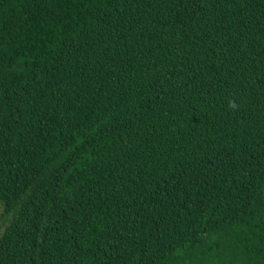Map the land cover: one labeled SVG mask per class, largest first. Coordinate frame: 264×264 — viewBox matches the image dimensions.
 I'll list each match as a JSON object with an SVG mask.
<instances>
[{"label": "trees", "instance_id": "obj_1", "mask_svg": "<svg viewBox=\"0 0 264 264\" xmlns=\"http://www.w3.org/2000/svg\"><path fill=\"white\" fill-rule=\"evenodd\" d=\"M0 264H264V0H0Z\"/></svg>", "mask_w": 264, "mask_h": 264}]
</instances>
